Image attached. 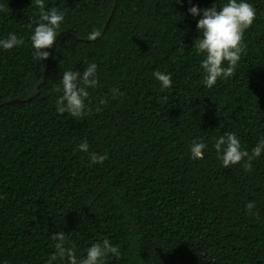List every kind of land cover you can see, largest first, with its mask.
Returning a JSON list of instances; mask_svg holds the SVG:
<instances>
[{
  "label": "trees",
  "instance_id": "obj_1",
  "mask_svg": "<svg viewBox=\"0 0 264 264\" xmlns=\"http://www.w3.org/2000/svg\"><path fill=\"white\" fill-rule=\"evenodd\" d=\"M248 2L257 18L246 50L209 89L193 49L199 18L188 9L217 0H44L65 20L42 85L50 56L34 60L30 43L38 9L0 0V38L25 41L0 50V264H46L58 232L78 256L108 238L120 257L106 264H264V155L245 172L222 167L213 148L225 132L249 151L264 136V0ZM94 29L101 37L88 41ZM89 63L99 85L88 114L58 115L60 76ZM157 70L171 75L170 88L160 89ZM112 88L122 95L113 99ZM196 139L208 148L192 160ZM84 141L107 159L91 165L77 148Z\"/></svg>",
  "mask_w": 264,
  "mask_h": 264
},
{
  "label": "clouds",
  "instance_id": "obj_2",
  "mask_svg": "<svg viewBox=\"0 0 264 264\" xmlns=\"http://www.w3.org/2000/svg\"><path fill=\"white\" fill-rule=\"evenodd\" d=\"M181 2V0H179ZM39 12V20L36 22L31 35L30 43L32 56L36 61H46L50 51L58 37V31L65 20V13L57 8L46 9L44 0H32ZM8 11L0 3V13ZM188 13L198 17L197 31L199 38L195 41L193 49L195 54L202 57L199 62V70L202 73L201 82L207 88H212L218 81L228 79L237 68L242 54L245 52L244 35L252 27L257 12L248 0H225L218 6L200 9L192 6ZM101 37L99 30H92L88 41H96ZM25 43L23 38H18L14 33H9L7 38H0V50H13ZM192 49V50H193ZM153 78L158 82L161 90L172 86L170 74L159 70L153 72ZM99 85L98 65L89 63L84 70H65L60 76L56 91L59 95L55 99V112L63 116L67 114L73 118H83L88 114V102L90 89ZM113 99L122 95L119 88L110 90ZM107 99H101L95 111L100 112L106 105ZM80 152L88 153L91 165L102 164L106 155L89 151V144L84 141L77 145ZM208 145L201 139L194 140L189 146V154L192 160L203 159ZM213 148L216 158L222 167L230 168L240 165L245 172L252 170V161L264 155V136H261L251 151L242 147L241 141L235 132H225L214 139ZM255 201L246 204L249 215H255ZM63 232L52 235L54 252L46 260V264H106L109 257L119 259V246L113 245L108 238L94 242L86 249V254L78 256L76 248L67 239Z\"/></svg>",
  "mask_w": 264,
  "mask_h": 264
},
{
  "label": "water",
  "instance_id": "obj_3",
  "mask_svg": "<svg viewBox=\"0 0 264 264\" xmlns=\"http://www.w3.org/2000/svg\"><path fill=\"white\" fill-rule=\"evenodd\" d=\"M56 42H57V40H56ZM56 42H55V44H56ZM53 52H54V49L52 50V52H51V54H50V59L48 60V63H47V69H46V71H45V75H44V77H43V79L41 80V83H40L41 85H42L43 83H45V81H46V79H47L48 70H49V67H50V62H51V57H52V55H53ZM39 88H40V85L37 87L35 93L39 91ZM35 93H34V96H35Z\"/></svg>",
  "mask_w": 264,
  "mask_h": 264
}]
</instances>
